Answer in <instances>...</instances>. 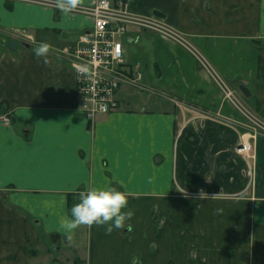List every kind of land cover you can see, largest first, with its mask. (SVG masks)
I'll list each match as a JSON object with an SVG mask.
<instances>
[{
  "label": "crops",
  "instance_id": "1",
  "mask_svg": "<svg viewBox=\"0 0 264 264\" xmlns=\"http://www.w3.org/2000/svg\"><path fill=\"white\" fill-rule=\"evenodd\" d=\"M126 2L189 37L264 119V0ZM92 28L57 0H0V114L12 120L0 121V264H264V135H244V115L187 49L135 27L121 38V109L89 121L65 49ZM89 184L129 193L131 228L64 227Z\"/></svg>",
  "mask_w": 264,
  "mask_h": 264
},
{
  "label": "built area",
  "instance_id": "2",
  "mask_svg": "<svg viewBox=\"0 0 264 264\" xmlns=\"http://www.w3.org/2000/svg\"><path fill=\"white\" fill-rule=\"evenodd\" d=\"M72 10L90 17L93 23L91 32L81 35L73 47L65 49L76 74V90L81 108L89 121L94 122L101 116L121 109L118 93L130 73L121 38L128 35L131 27H135L165 36L187 49L203 69L210 73L224 98L244 115V135L254 139L264 135V119L237 99L236 91L186 35L169 26L163 19L133 13L126 0H97L92 5H77ZM134 73L137 75L136 80L141 79L140 71L135 70ZM0 121L7 125L12 122L7 115H0ZM238 151L250 154L253 146L245 143Z\"/></svg>",
  "mask_w": 264,
  "mask_h": 264
},
{
  "label": "clouds",
  "instance_id": "3",
  "mask_svg": "<svg viewBox=\"0 0 264 264\" xmlns=\"http://www.w3.org/2000/svg\"><path fill=\"white\" fill-rule=\"evenodd\" d=\"M58 7L65 13L77 5V0H57ZM51 45L47 41H39L34 47L35 55L49 64ZM222 211V209H217ZM135 215V210L129 207V193L115 185L89 184L79 193V201L74 203L69 214L63 221L67 230L80 225H102L107 233L125 226L131 228L128 221ZM71 239V235L68 236Z\"/></svg>",
  "mask_w": 264,
  "mask_h": 264
},
{
  "label": "rangeland",
  "instance_id": "4",
  "mask_svg": "<svg viewBox=\"0 0 264 264\" xmlns=\"http://www.w3.org/2000/svg\"><path fill=\"white\" fill-rule=\"evenodd\" d=\"M188 39L190 40V41H192L189 37H188ZM27 41V40H26ZM201 51V50H200ZM201 53L205 56V58H206V60L208 61V63L214 68V66L212 65V63L210 62V60L207 58V56L201 51ZM203 68V67H202ZM206 71V70H205ZM210 71V70H209ZM208 72V71H207ZM211 72V71H210ZM218 72V71H217ZM210 74V73H209ZM220 75V74H219ZM221 76V75H220ZM232 88V87H231ZM232 89H234V88H232ZM235 90V89H234ZM236 91V90H235ZM236 95L238 96L237 97V99H240V101L244 104L245 102H244V100H243V98L239 95V93L236 91ZM252 111V110H251ZM253 112H255V111H253ZM256 113V112H255ZM257 114V113H256ZM246 124H247V121H246ZM241 125H243V123L241 124ZM243 145V144H242ZM241 145V146H242ZM53 253L55 254V258H59L60 260H61V257H62V255L64 254L63 252H59L56 248L53 250Z\"/></svg>",
  "mask_w": 264,
  "mask_h": 264
},
{
  "label": "water",
  "instance_id": "5",
  "mask_svg": "<svg viewBox=\"0 0 264 264\" xmlns=\"http://www.w3.org/2000/svg\"><path fill=\"white\" fill-rule=\"evenodd\" d=\"M158 15V14H157ZM2 44L4 45V46H7L9 49H11V50H15L16 48H17V43L16 42H14V41H6V40H3L2 41ZM240 89H241V91L246 95V96H250V91L248 90V88L246 87V86H241L240 87Z\"/></svg>",
  "mask_w": 264,
  "mask_h": 264
}]
</instances>
